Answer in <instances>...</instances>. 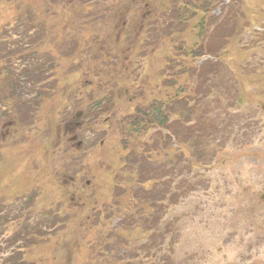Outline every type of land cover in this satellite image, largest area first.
<instances>
[{"label": "rangeland", "instance_id": "rangeland-1", "mask_svg": "<svg viewBox=\"0 0 264 264\" xmlns=\"http://www.w3.org/2000/svg\"><path fill=\"white\" fill-rule=\"evenodd\" d=\"M3 1L0 4V37H5L7 26L10 29L14 28L15 24L19 23L20 17H26L28 12V6L20 0ZM35 1L37 2L35 4L41 7L42 0ZM62 1L71 3V0ZM51 2L44 0V8ZM149 4L151 3L147 1L148 8ZM248 4L252 5L251 2ZM72 7L74 8L72 12L76 16L84 6L82 2L76 0ZM10 20L12 21L8 24ZM14 20H17L15 24ZM245 21L249 19L245 18ZM92 26L101 28V25L96 23ZM194 27V25L189 26L185 38L188 43L191 42L189 34ZM258 27L254 25L245 36L231 39L226 47L228 54L221 59V63L224 64L222 70L229 73V78L236 75L243 83L237 79L218 77L212 82L216 86L211 87L214 94L221 93L222 97L231 95L229 105L233 114L240 115L241 119L249 115L245 119L249 118L250 130L254 128L255 136L250 145L246 142L239 149L228 145L212 162L213 167L199 169V166H195L192 168V175L188 178L183 176L187 172L186 162L191 158L188 152L183 156L175 139H171L169 151L167 140L166 150L162 149V143L160 146L150 142L151 135L155 136L158 133L157 129L142 138L141 146L138 148L142 149L149 139L150 147L155 145L159 151L155 149L150 154H146V158L150 157V160H145L144 169H140L145 164L141 160L142 156L135 155L129 163L130 171L124 177L119 174V170L129 164L124 165L122 158H125L126 152L123 151L122 142L115 135L98 141L92 137L89 130L79 134L83 142L82 147L69 143V135L72 139L78 133H68L65 137L66 128L63 122L76 113L73 107L67 112L59 106V103L50 101V104L37 110L33 103L31 110H26L29 118L24 123L22 121L23 124L18 121L21 126L8 127V130L4 131L0 128V264H8V235L38 237L43 235L42 239L45 240L48 235H57L58 252L51 250L47 253H39L44 247L42 239H39L40 243L33 246L25 257L27 264H35V262L39 264L42 259L37 257L40 255L51 256L45 259L48 263L57 258L52 263L89 264L88 261L93 254L90 242L97 244L100 238L96 234L105 233L102 225L97 224L95 213L101 212L105 216L108 208L113 207L116 196L126 195L129 192L137 193L140 189L136 184L131 185L130 175L136 174L138 177L139 171L148 173V168L171 172L166 175V184L160 187L163 191L166 190L168 210L162 219V226L158 228V234L161 236L164 234L162 227L167 223H175L178 229V235H163L164 248L167 249L163 254L167 256L170 264H264V243H262L264 241V113L261 110L264 106V42L258 45L255 52L251 49L246 50L245 47L248 46H244L245 43L256 39L255 31L264 32V29ZM198 34V30H194L192 39ZM152 36L155 39V31ZM68 42L51 44L58 49L59 58L75 59L80 50V46L77 48L79 41L69 39ZM110 46L108 42L106 47L109 50L117 48L115 46L111 49ZM140 52L135 53L131 50L127 52L138 59L130 72L136 71L131 81L137 82V90L145 84L159 92L162 83L169 81L166 78L168 73L179 74L189 60L184 56L173 54L172 45L168 42L160 43L151 50V53L146 51V54H143L147 56L145 58L139 57ZM69 53L72 55L69 56ZM210 57L213 63L217 60L216 57ZM42 64L43 60H38L26 66V69L33 71V74L29 76L31 78L20 79L26 88L23 93L37 95L42 88L49 90L48 88L53 86L56 91L51 89L45 95L47 100H51L53 92L58 93L64 88L57 83L58 79L63 78L56 77L58 72H76L71 68L77 63L60 70L38 69ZM250 65L252 68L258 65L259 67L254 72ZM249 71L255 73L253 79L249 78ZM111 72H115V69L113 68ZM118 72L121 74V65ZM89 73L91 77L97 78L94 69H90ZM59 75L64 76L63 73ZM82 75L61 83L69 82L76 87L91 83V78L83 79ZM121 76L127 77L128 74L124 73ZM27 80L32 82L27 85ZM56 84H58L57 88H55ZM91 89H94L95 95L105 91L95 87ZM143 96L146 98L147 94L140 93V97L136 96L133 105L143 104ZM63 98L67 99L68 96ZM122 98L119 113L125 114L129 110L126 104L129 99L123 96ZM27 99L30 100V96ZM246 133L242 132L241 136ZM202 138L199 148L201 154L204 153L205 146ZM132 149H129V154ZM159 154L161 157L154 160L153 157ZM174 172L182 173L183 177L178 178L177 175L173 177ZM75 174L77 181L73 182L71 179H74ZM111 175L114 177L116 188L113 186L114 180ZM180 193L188 195L183 201H179L177 206H173L172 199L178 198ZM140 195L144 196V193ZM9 209L13 211L8 215ZM54 217L58 221L55 225H53ZM8 218H10L9 223ZM85 223L87 228L80 225ZM111 228L115 229L113 226ZM103 236L106 238V235ZM114 238H110L112 239L110 243L105 240L102 248L110 245V249H115L112 254L120 253L118 258L122 260V264H153L151 263L154 260L153 255L157 253L156 250L152 253L155 237L150 239L138 234L132 237L121 232ZM160 240L159 242H162V238ZM52 241L51 239L50 242ZM18 243L19 246H12V252L22 255L25 245L23 242ZM142 244L146 247L140 249Z\"/></svg>", "mask_w": 264, "mask_h": 264}, {"label": "trees", "instance_id": "trees-1", "mask_svg": "<svg viewBox=\"0 0 264 264\" xmlns=\"http://www.w3.org/2000/svg\"><path fill=\"white\" fill-rule=\"evenodd\" d=\"M75 1L70 3L71 7L69 8L62 0H54L51 3L52 8H58L59 14L52 15V20H47L49 18L47 16H40L41 13L37 11L40 8L39 4L24 1L23 4L28 6L27 16L20 17L19 23L14 20L15 27L10 29L7 26L5 37H0V128L8 120L12 121L13 126H21L29 118L26 110H31L33 103L38 110L48 101L53 100L52 97H50L51 100H47L46 94L26 95L23 93L25 86L19 75L21 69L30 60L29 57L39 54L35 46L40 41H54V38L59 35L56 29L61 26L64 27L65 32L69 29L73 31H69L66 36L79 41L77 48L81 45L85 46V53L79 52L78 54L79 57L81 56L79 61L82 74L86 73V77L92 79L91 87L105 90L104 93L100 92L98 95L81 93L82 97L78 98V101L82 104L79 106L84 107L89 116H95L91 121L93 125L106 117L112 118L110 123L105 124L107 132L104 138L115 135L122 142L123 151L126 152L125 158H122L124 165L129 164L135 155L142 156L141 160L144 164L145 160H150V157L146 158L147 153L150 154L155 149L159 151L155 145L150 147L149 141L142 149L138 148L141 146L140 140L154 129H157L158 133L155 136L151 135L150 142L160 146L162 143L164 147L162 149L166 150L165 142L167 140L169 151L171 150V139H175L183 156L188 152L191 158L186 162L187 172L183 175L187 178L192 175V168L195 166L204 168L214 165L212 162L228 145L239 149L246 142L247 145L251 144L255 136L254 128L250 130V126H243V122L249 125L247 119L241 121L233 118L229 105L231 95L222 97L221 93L214 94L213 88H211L216 86L212 82L218 77L230 80H238V78L236 75L229 78L228 73L222 70L220 62L212 64L209 62L200 68H198L197 62L206 56H214L221 61L222 57L228 54L226 47L231 39L234 40L241 35L245 36L246 32L251 30L254 25L264 29V0H228L229 4L227 5L224 0H147L151 3L149 5L153 10L154 23L147 21L143 24L142 29L134 26L136 16L127 14L126 10L136 5L143 7V0H118V3L115 0H79L84 7L76 13V16L72 12V5ZM248 2H251L252 5H249ZM47 6L45 5V7ZM117 9L123 10V17L130 16L126 19V26L122 28L119 26L122 34L119 46H124L129 41V46L132 48L138 43L139 51H141L139 57L142 59L147 57L143 55L146 54V51L151 53V50L160 43L168 42L172 45L173 54L189 59L179 74L168 73L166 78L169 81L162 83L159 92L145 84L139 90L136 89L137 82L131 81L136 71L130 72L138 59L134 55L131 56L124 52L125 60L120 62L121 52L119 50L110 52L105 44L100 42L106 40L101 35V30H92L89 37L87 39L85 37L84 40H80L78 37L77 18L83 17L80 22L82 25H87L84 22V16L88 14H92L96 21L102 20V24L109 23L110 29L114 33L113 26L119 25L121 19L114 11ZM216 10L220 11V15L214 13ZM98 12H100V16H97ZM245 18H248L249 21L246 22ZM71 19L74 20L71 21ZM11 21H8V24ZM191 25L195 27L189 34L191 42L188 43L185 38ZM194 30H198L199 34L192 39ZM154 31L155 39L152 36ZM254 34L256 39L244 44V46H248L245 47L246 50L251 49L252 52H255L258 45L264 42V32L255 31ZM89 48L90 50L87 51ZM98 48L105 49L103 52H96ZM92 56L95 58L90 59L89 57ZM120 65L121 74L118 72ZM258 67L259 65L252 68L250 65L254 72ZM113 68L115 72H111ZM85 69L88 71L86 72ZM90 69H94L97 78L91 77ZM124 73L128 76L122 77L121 75ZM249 73V78L253 79L255 73L251 71ZM157 80H159L158 77ZM31 82L27 80V85ZM240 82L243 83L242 80ZM75 87L76 85L73 88ZM218 89L220 88L218 87ZM134 91L136 92L132 94ZM140 93L142 95L146 93L147 97H142L143 104L134 106L133 101L136 96L140 97ZM29 96L31 101L27 99ZM122 96L129 99L126 102L129 110L125 114L119 113V106L123 101ZM88 102L90 103L85 106ZM226 102L227 105L222 107L221 103ZM18 121L21 124H18ZM242 132L248 134L241 136ZM201 137L205 143L203 154L199 151ZM131 148L133 149L129 154L128 151ZM159 157L161 154L155 155L153 159L157 160ZM145 165L146 163L140 169H144ZM129 171L130 164L121 168L119 174L126 177ZM140 172L138 177L136 174L130 175L131 185L136 184L140 189L137 193L129 192L126 195L116 196L113 207L108 208L105 216L101 212L95 213L97 224L104 228L106 234L103 235H106V238L99 232L96 234L99 235V242L97 244H92L93 241L90 242L93 254L91 260L88 261L89 264H122V260L118 258L120 253L112 254L115 249H110V245H105V248H102L105 240L110 243L112 240L110 238H114L121 232L132 237L137 234L145 235L150 239L155 237L154 243H152V253L155 250L157 253L153 255L154 260L151 263L170 264L167 256L163 254V251H167L164 248L163 235H178V229L175 223H167L162 227L164 234L161 236L158 234V228L162 226V219L168 210L166 190L163 191L160 187L166 184V175L171 172L153 168H148V173ZM175 175L178 178L183 177L182 173L174 172L173 177ZM112 178L114 180V177ZM113 186L116 188L115 180ZM140 193H144V196H141ZM187 195L180 193L178 198L172 199V205L177 206L179 201H183ZM169 206H171L170 203ZM114 223H116L115 226ZM86 224L80 225L86 227ZM112 226L115 229L111 228ZM82 236L85 237V235ZM161 238L162 242H159ZM143 248L140 246V249Z\"/></svg>", "mask_w": 264, "mask_h": 264}, {"label": "flooded vegetation", "instance_id": "flooded-vegetation-1", "mask_svg": "<svg viewBox=\"0 0 264 264\" xmlns=\"http://www.w3.org/2000/svg\"><path fill=\"white\" fill-rule=\"evenodd\" d=\"M73 128H74L73 123H70L66 127L67 130H73ZM12 211L13 210L9 209L8 210V215L10 213H12ZM52 215H54V213H52ZM9 219L10 218H8V223H9ZM55 223H56V217H54L53 225H55ZM42 237H43V235H41L39 237L36 236V235H31V236L30 235H8V261H15L14 264H26V263L23 262V256L24 255H18L17 253L12 252L13 251L12 246L13 245L19 246L20 244L18 242H23L24 245H25L24 249H27V248L29 249L30 246L38 245L39 243H38L37 239L38 238L42 239ZM47 240L48 239H46V240L42 239L41 242H44V241H47ZM48 246L50 248H52V249H54V247H55L54 244H52V245L48 244ZM22 254H23V250H22ZM8 264H12V263H8Z\"/></svg>", "mask_w": 264, "mask_h": 264}, {"label": "water", "instance_id": "water-1", "mask_svg": "<svg viewBox=\"0 0 264 264\" xmlns=\"http://www.w3.org/2000/svg\"><path fill=\"white\" fill-rule=\"evenodd\" d=\"M1 1V0H0Z\"/></svg>", "mask_w": 264, "mask_h": 264}]
</instances>
